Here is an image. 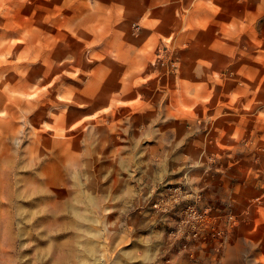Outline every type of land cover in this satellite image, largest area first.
Wrapping results in <instances>:
<instances>
[{"label": "rangeland", "instance_id": "rangeland-1", "mask_svg": "<svg viewBox=\"0 0 264 264\" xmlns=\"http://www.w3.org/2000/svg\"><path fill=\"white\" fill-rule=\"evenodd\" d=\"M264 0H0V264H264Z\"/></svg>", "mask_w": 264, "mask_h": 264}, {"label": "crops", "instance_id": "crops-1", "mask_svg": "<svg viewBox=\"0 0 264 264\" xmlns=\"http://www.w3.org/2000/svg\"><path fill=\"white\" fill-rule=\"evenodd\" d=\"M262 32L264 33V20L262 21Z\"/></svg>", "mask_w": 264, "mask_h": 264}]
</instances>
